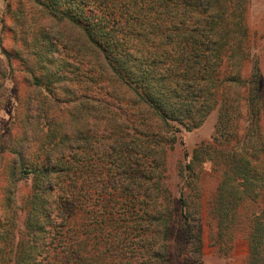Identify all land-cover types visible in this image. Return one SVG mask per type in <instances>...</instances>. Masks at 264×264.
<instances>
[{
	"label": "trees",
	"instance_id": "obj_1",
	"mask_svg": "<svg viewBox=\"0 0 264 264\" xmlns=\"http://www.w3.org/2000/svg\"><path fill=\"white\" fill-rule=\"evenodd\" d=\"M0 6V104L15 79L16 56L29 86L24 100L17 88L12 124L19 133L0 128V156H14L0 213V264H173L177 209L165 185L168 145L216 107L226 137L240 144L222 171L211 209L214 233L234 241L240 227L250 263L261 264V75L257 64L250 81L241 74L247 0H0ZM36 10L51 23L33 25ZM14 18V38L26 47L21 55L3 38ZM64 50L85 53L76 61L81 77L53 71L67 63ZM243 100L249 115L239 137ZM201 158L195 151L180 170L179 189L183 246L188 236L186 246L199 247L198 263L204 255L189 190ZM22 180L30 191L19 204Z\"/></svg>",
	"mask_w": 264,
	"mask_h": 264
},
{
	"label": "rangeland",
	"instance_id": "obj_2",
	"mask_svg": "<svg viewBox=\"0 0 264 264\" xmlns=\"http://www.w3.org/2000/svg\"><path fill=\"white\" fill-rule=\"evenodd\" d=\"M0 8L2 9L1 6ZM29 10L30 9H28V11ZM43 20L51 23V19L48 18L47 15H42V13L37 10L34 11L32 24L35 25V22H37L39 25L40 21ZM16 21L17 18L8 21V27L3 31V38L7 49L14 54L19 52L17 55H21L22 50L26 47L18 38H14V30L11 29V24ZM246 22L249 32L247 40H244L243 48L247 56L242 64L241 74L243 80L250 81L254 67L256 64L259 66L261 75L259 82L261 101L260 114L262 133L264 136V0H247ZM74 36L75 32L72 34V37ZM32 51H35V49L33 48ZM66 53H69V51L64 50V54ZM84 54L69 53V58L66 57L67 63L63 62L62 67L54 66L53 71H57L61 75L67 73L66 75H68V78L78 77V75L81 77L76 61L78 59H85ZM71 55L72 58H70ZM93 55L96 57L95 54ZM93 55L89 56L92 57L95 62L96 60ZM15 59V79L14 81L8 82V97L0 104V128L4 131L11 127L13 128L12 118L15 116L18 107H20V100L16 97L17 88L19 92L24 93L23 100L25 99V94H28L29 88L24 79V72L26 70L25 62L21 58H18V56H16ZM70 71H75V73ZM247 81L241 88L244 97L249 95L250 86ZM246 105V101L243 100L241 103L242 117L239 120V137L244 135L246 119L249 115V108ZM219 116V107H216L201 126L192 130L182 129V131L176 135V143L173 146L171 144L168 145V147L171 148H169L167 152L165 185L172 191L177 209L174 233L170 240V257L173 264H251L249 240L245 237V231L240 232L239 227L234 241H228L222 237H219V239L216 236L217 234L214 233L215 221L211 209L216 198L218 186L223 180L222 171L230 168L229 160L231 161V154L237 149V144H240L239 138L232 137L229 139L226 137V130L228 128L224 129L225 126L222 127L223 123L221 125L219 124ZM19 131L20 126H18V128H13V133L18 134ZM238 139L239 141H237ZM195 151H197L202 158L200 159V163L196 165L197 171L199 172V180L193 185V190H189V203L197 217H199L200 239L202 241L201 250L204 255L203 261L199 263L194 260L198 255L199 247H195L192 244L186 246V243H190V239H187L188 236L183 235L185 242L183 246L182 231H180L181 217L179 215V189L184 183V178L180 170L185 168V165L192 158ZM228 153L231 154L229 155ZM204 155H210V157H213V161H205ZM226 155H229L230 159H228ZM13 157V155L7 153L0 156V213L2 212L3 202H6L8 198L7 192L11 184L9 170L11 169ZM187 173L188 172H184L183 174L187 175ZM18 186L17 197L19 204H21L30 191V181L22 180L18 183ZM261 198L262 208H264V193ZM217 238L219 240H217ZM262 251L263 252L260 253L262 255L258 254V257H260L258 262L264 264V250L262 249ZM188 258L191 259V263L187 261Z\"/></svg>",
	"mask_w": 264,
	"mask_h": 264
}]
</instances>
